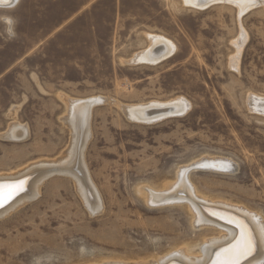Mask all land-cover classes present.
Masks as SVG:
<instances>
[{
    "label": "rangeland",
    "instance_id": "374dc122",
    "mask_svg": "<svg viewBox=\"0 0 264 264\" xmlns=\"http://www.w3.org/2000/svg\"><path fill=\"white\" fill-rule=\"evenodd\" d=\"M184 2L20 0L0 9V174L63 154L66 99L104 100L91 108L84 152L102 210L90 213L68 178L48 177L38 196L0 218V264L131 261L186 243L196 253L203 236L188 212L149 206L139 190L202 158L235 170H193L199 195L264 217V112L249 105L250 96L264 99V2L244 12L221 0ZM156 36L172 43L169 54L138 61ZM176 99L189 104L183 115L154 123L126 115L131 105ZM17 124L27 138L7 137Z\"/></svg>",
    "mask_w": 264,
    "mask_h": 264
},
{
    "label": "bare ground",
    "instance_id": "6f19581e",
    "mask_svg": "<svg viewBox=\"0 0 264 264\" xmlns=\"http://www.w3.org/2000/svg\"><path fill=\"white\" fill-rule=\"evenodd\" d=\"M215 1L218 2L219 0H185L184 3L191 4L193 7H206ZM221 1L235 5L241 12L252 8L254 5H262L264 2V0ZM13 4L14 0H0V9H11ZM5 21L10 25L9 20ZM150 40L153 42V47L145 53L141 54L140 52V55L137 56L138 61L155 62L169 54L172 43L170 44L158 36L151 37ZM157 43L162 44L160 49L154 47ZM153 48L157 50L154 51ZM236 48L239 49L238 46ZM249 100L250 109L264 112L263 98L250 96ZM103 101L98 98H89V100L66 99L64 122L71 133L69 147L57 160H49V162L42 160L44 162L33 163L14 173L0 174V218L38 196L43 181L53 176L71 180L77 194L82 198L90 213H98L102 210V198L88 172L84 152L91 138L89 122L91 108L95 104H103ZM188 105L183 99H176L167 105L159 103L149 106L131 105V107H126V115L130 120L154 123L169 115H183L189 109ZM151 107L154 108L150 110ZM17 127L20 129L19 132ZM10 128L8 138H21L27 135L26 128L24 129L18 124L12 125ZM200 169L229 174L235 170V165L229 160L202 158L189 166L180 168L172 182H164L165 184L160 188L145 186L139 190V195L149 206L162 208L177 205L188 212L191 230L196 234V237L203 236L202 241L195 245L196 253L192 252L190 243H186L185 245L179 244L174 250L159 256L152 255L145 259L131 261H104L99 264H231L237 258H239V264H264V217L241 205L203 198L198 194L195 186L190 183L189 178L193 170ZM246 240L251 241L253 251L244 257L240 255L239 249Z\"/></svg>",
    "mask_w": 264,
    "mask_h": 264
},
{
    "label": "snow or ice",
    "instance_id": "6c2138e0",
    "mask_svg": "<svg viewBox=\"0 0 264 264\" xmlns=\"http://www.w3.org/2000/svg\"><path fill=\"white\" fill-rule=\"evenodd\" d=\"M10 196H11V193L9 194V198ZM252 251H253V247H252V243L250 240H246L244 242V245L239 249L240 255L244 257H247L248 255H250ZM231 264H239V258H237L236 260H233Z\"/></svg>",
    "mask_w": 264,
    "mask_h": 264
},
{
    "label": "clouds",
    "instance_id": "9594fccd",
    "mask_svg": "<svg viewBox=\"0 0 264 264\" xmlns=\"http://www.w3.org/2000/svg\"><path fill=\"white\" fill-rule=\"evenodd\" d=\"M20 3V0H14V4H13V7L17 4ZM7 36H8V39H15L16 38V33L14 31V28H9L7 30Z\"/></svg>",
    "mask_w": 264,
    "mask_h": 264
}]
</instances>
